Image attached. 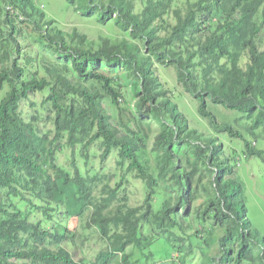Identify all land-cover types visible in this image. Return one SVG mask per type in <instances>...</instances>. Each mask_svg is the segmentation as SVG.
I'll return each instance as SVG.
<instances>
[{"label": "trees", "instance_id": "1", "mask_svg": "<svg viewBox=\"0 0 264 264\" xmlns=\"http://www.w3.org/2000/svg\"><path fill=\"white\" fill-rule=\"evenodd\" d=\"M65 2L123 37L67 33L36 0H0V264H161L157 242L171 245L161 244L171 264H186L192 250L203 264H264V235L231 177L239 154L264 164V0ZM177 84L209 133L189 128L172 97ZM36 94L51 113L43 135L39 111L23 112ZM220 135L239 139L240 153L227 157ZM96 144L103 161L116 154L123 174L94 215L88 195L99 177L74 160L71 175L56 155L80 148L87 161ZM128 175L143 183V200L122 209ZM58 208L104 242L91 262L74 259L81 235L49 227Z\"/></svg>", "mask_w": 264, "mask_h": 264}, {"label": "rangeland", "instance_id": "2", "mask_svg": "<svg viewBox=\"0 0 264 264\" xmlns=\"http://www.w3.org/2000/svg\"><path fill=\"white\" fill-rule=\"evenodd\" d=\"M36 2L40 8L45 11L49 18L56 21L57 25L64 32L71 33L76 30L80 34L87 35V37L92 40H96L100 37H108L110 39H120L123 37L122 32L113 24L105 27L100 26L96 23L95 19L84 18L80 14L74 12L72 8L67 6L65 0H36ZM161 71L162 73H165V76L169 77L171 86H176L174 73L172 71L166 73L167 70L164 68H162ZM181 91V87L177 84L176 91L172 94V97L178 104L184 117L188 120L189 128H195L200 132L209 133L206 122L200 118L196 112V101L189 95H183L179 98L178 95ZM126 94L128 97V93ZM30 97H32V101L36 103V107L31 109L27 102H23V112L26 113L27 117L31 118L36 117V111H39L40 116L37 117L39 118L37 125L40 134L43 135L52 129L51 123L48 121V117H51V113L48 110L42 111L40 109V105L43 103L45 95L36 94L34 96L30 95ZM106 107L110 114L112 110L109 106ZM220 114L229 121L234 117V112L220 110ZM220 141L223 142L225 147L224 152L227 157L231 156L233 149L238 153H240V150L242 149L243 143L239 139H229L220 135ZM260 145V149L264 151V142L260 143ZM81 153L83 154L80 148H76L74 151L64 149L56 155L57 164L73 175L74 169L70 164L72 160H74L76 166L80 168L83 175L94 176L95 174V176H98L99 181L90 186L88 201L91 203L90 206L94 215L100 212H106L107 209L102 206V198L106 195L104 191L108 188H113L115 184L120 181L121 174H123L116 167L117 156L114 153L109 156L106 161H103L100 158L102 151L99 144L91 146L87 151V161L81 156ZM231 163L233 164L232 161ZM231 177L240 181L244 185L248 220L251 222L255 230L264 235V164L257 158L246 159L244 155L239 154L234 166V175ZM142 185L143 183L140 180H135L131 175H128L127 182L123 186V193L119 195V201L116 202L117 207L126 209L128 206H139L143 200ZM192 216L193 214L191 217ZM85 223L86 220L80 221L75 217L66 215L63 208H58L56 210V213L53 214L49 223L50 228L59 226L60 228H66L69 233L76 232L78 235L82 236V238H79L76 248L72 251L74 253V259L77 262L83 258H87L88 262H91L95 255L105 246L99 235H97L94 230L87 229ZM178 234L187 236L191 235L192 232L187 230L185 233ZM161 244L163 245V243L157 242L152 245L154 255V245H157V248H155L157 253V258L155 255L156 262L158 261V263L161 264H171L170 261L173 257L171 259L166 256ZM163 246L165 250H171V245L164 243ZM174 246L178 248L182 246L187 247L188 243H175ZM192 251L193 256L186 258V264H203L201 262L202 258L200 251ZM128 252L130 253L131 250L129 249ZM212 255H218L216 247L212 249ZM174 256L178 258L177 253H174ZM139 259L140 255L135 254L131 260L136 261Z\"/></svg>", "mask_w": 264, "mask_h": 264}, {"label": "clouds", "instance_id": "3", "mask_svg": "<svg viewBox=\"0 0 264 264\" xmlns=\"http://www.w3.org/2000/svg\"><path fill=\"white\" fill-rule=\"evenodd\" d=\"M243 145V144H242ZM251 159V158H250ZM61 231H64V228H60Z\"/></svg>", "mask_w": 264, "mask_h": 264}]
</instances>
